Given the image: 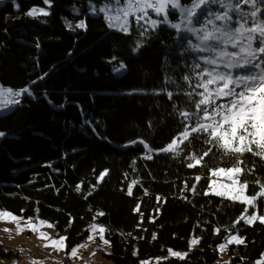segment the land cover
<instances>
[{
	"label": "trees",
	"instance_id": "16d2710c",
	"mask_svg": "<svg viewBox=\"0 0 264 264\" xmlns=\"http://www.w3.org/2000/svg\"><path fill=\"white\" fill-rule=\"evenodd\" d=\"M89 2L4 0L0 5V83L32 92L0 115V132L5 133L0 140V209L49 220L56 234H66V256L85 240L90 224L98 223L106 229L110 250L103 255L112 264L164 255L156 264H209L231 234L244 243L228 244L229 264H256L264 251V223H235L246 203L208 193L207 186L211 169L241 167L248 193L260 192L256 181L264 183V159L252 153L224 156L213 148L201 164L189 168L193 153L199 157L211 147L205 143L207 134H192L179 155H150L144 146L161 149L184 131L185 123L195 126V120L183 121L179 112L196 111L185 94L191 88L184 77L191 76L195 85L197 54L189 50V40L198 41L165 22L153 29L146 19L130 21L127 32L110 29L102 14L89 13ZM40 7L49 15H27ZM240 7L253 11L250 5ZM220 11L219 4H208L199 23L209 12ZM150 17L164 20L161 14ZM80 21L85 28L75 27ZM121 63L125 69L118 74L113 68ZM254 211L264 216V197L249 207V213ZM196 238L199 242L190 247ZM168 249L186 255L167 256ZM13 253L0 243V257Z\"/></svg>",
	"mask_w": 264,
	"mask_h": 264
},
{
	"label": "snow or ice",
	"instance_id": "6c2138e0",
	"mask_svg": "<svg viewBox=\"0 0 264 264\" xmlns=\"http://www.w3.org/2000/svg\"><path fill=\"white\" fill-rule=\"evenodd\" d=\"M44 2L50 4V0H44ZM113 3L117 7L112 8L109 6ZM210 3L219 4L221 11L209 12L200 28L190 27L189 25H193L194 22L199 23V17L204 14L205 7ZM241 4L250 5L253 11L245 13L240 7ZM258 4L261 7H258ZM109 5L98 10L93 8V12L103 13L110 28L118 27L123 32L129 30V17H134L137 22L147 18L146 22H150L154 29L158 23L167 22L169 10L180 8L182 17L187 23L183 26L182 24L171 26L177 29L178 33L182 31L191 33L198 41L192 43L189 40V50L197 54L192 66L197 77L195 85L193 86L191 83V76L186 75L184 77L191 88V91L185 94L189 97L190 102L195 105L196 111L179 112L183 121L191 122L195 120V126L190 127V123H185L184 131L178 137H174L171 143L160 149V151L179 155L183 151L180 145L186 141L191 143L190 136L192 134H207L205 143L211 145V147L204 151L202 156L197 157L193 153L192 158L195 163H189L187 165L189 168L201 164L204 157L212 153L213 148L222 151L224 156L252 153L254 156L264 159V0H192L190 6L180 5L179 0H109ZM149 9L157 15L163 13L164 20H151ZM113 12L115 15L112 14ZM37 14L49 15L44 8H33L27 13L29 16ZM258 16L260 17L259 23ZM113 21L117 23H113ZM217 21L220 23L218 24ZM249 23L252 24L251 28L246 27ZM209 25L211 28L208 27ZM67 26L72 27L71 24ZM75 27L85 28L86 25L84 21H80ZM228 45H231L232 51H229ZM254 45H258V47H254ZM139 47L140 44L138 43L133 51H136ZM202 53H206V55H201ZM113 60H115V57H113ZM124 69L125 65L121 63L119 67H114L113 71L119 74ZM39 79H43V77ZM32 83H35V81ZM198 89H202V91H198ZM22 94L31 96L32 92L29 87L13 90L0 85V113L11 111L19 105ZM168 95L171 98L173 93L170 92ZM196 96H199L200 99H194ZM222 98H225L224 102L218 103ZM201 113H203L202 116ZM3 135L5 134L0 132V136ZM139 142L144 143L143 141ZM133 143H136V141H133ZM144 146L149 153L152 152L147 144ZM145 158L150 159L151 156L147 155ZM238 163L242 164L243 161ZM106 171L100 174L98 182L106 174ZM210 171L213 175L223 173L239 175L244 172V169L234 167L217 168ZM200 179L199 176L196 177L197 181ZM135 183L137 181H133V184ZM236 183L238 182L233 181V185ZM256 183L260 184L261 191L257 192L255 196L244 194L243 190L248 187L247 181L241 184L239 189H234L233 185H223L222 187L226 188L227 191L222 192L213 189V192L217 196H227L230 200L254 206L258 197H264V183L259 180ZM195 187V185L192 186L193 190ZM131 189L132 184H129V195L132 194ZM77 191H79V185H77ZM207 194L206 192L205 195ZM138 209L139 205L137 206ZM247 211L248 209L245 208V212ZM99 215H103V213H99ZM5 217L17 221V231L21 230L19 221L23 219L22 217H17L7 211H0V218ZM93 219L95 220V217ZM241 219L249 224L257 219L264 223V216H257L255 213L250 217H245L242 213L235 223H238ZM39 223L41 225L48 224L44 220H40ZM71 223L70 219L69 224ZM26 226L33 231L38 230L37 225L32 223L31 217L26 221ZM48 226L53 227L51 224H48ZM97 230L103 243L108 244L109 241L104 238L106 229L95 223L90 226L91 232ZM5 231H8V229H5ZM40 236L45 237L46 234L40 233ZM66 239L67 237L60 236L58 240H52L51 244L57 250H60L65 247L64 241ZM88 239L93 240L94 236L90 234ZM198 242L199 238L191 240L189 242L190 247ZM233 242L242 244L244 239L233 235L229 237L227 243ZM226 246V244H221L218 247L223 250ZM78 247H85V245L73 247L69 255L75 257ZM169 252L171 255L181 258L186 255V253L173 252L171 249H169ZM142 264H147V262H142ZM257 264H264V258L258 261Z\"/></svg>",
	"mask_w": 264,
	"mask_h": 264
},
{
	"label": "rangeland",
	"instance_id": "374dc122",
	"mask_svg": "<svg viewBox=\"0 0 264 264\" xmlns=\"http://www.w3.org/2000/svg\"><path fill=\"white\" fill-rule=\"evenodd\" d=\"M3 2H4V0H0V5ZM89 3H90L89 13L94 14V15L102 14L104 19H105V16L103 13H99L98 11L94 13L93 8L98 10L101 7L109 5V0H90ZM179 4L183 5V6H190L191 5V4H182L180 1H179ZM109 6L112 8L117 7V5H115L114 3L109 5ZM40 8H44L47 11L46 7H40ZM171 11L177 12L179 15V18L173 19L168 12L167 22H165V24H167L169 27L174 29L177 34L183 33L185 35L192 36L195 38V36H193L191 33H188V32L182 31V32L178 33L177 29H175L171 26L174 24H182V26H183V24L187 23V21L184 20L182 17L180 8H176L175 10H171ZM148 12H149V16L151 13L156 14L151 9H149ZM112 14L115 15L114 12ZM161 15H163V19H164V14L161 13ZM128 19H129V23H130V20L132 19V17H129ZM141 21L142 20H140V22ZM113 23H117V22L113 21ZM129 23H128V25H129ZM203 23L204 22H202V23H195L194 22L193 25H189V26L190 27L194 26L196 28H200L201 24H203ZM258 23H259V18H258ZM107 25H108V23H107ZM208 27L210 28V26H208ZM110 29L120 31L118 27H112ZM228 46H231V45H228ZM0 85H2V84L0 83ZM2 86L5 88H9V87L4 86V85H2ZM13 109L11 111H13ZM11 111L2 112V113H0V115L7 114ZM2 133H4V132H2ZM4 136L5 135L0 136V140ZM169 143H171V142H169ZM163 148H161V149H163ZM146 151L148 152L147 149H146ZM153 153H166V152H162V151H160V149H155V150L152 149L151 153L148 152V154H150V155H152ZM217 168H224V167H216L213 169H217ZM229 168H234V167H229ZM225 169H227V168H225ZM240 176H241V174L237 175L235 173H233L231 175H229L227 173L213 175V173L210 171L209 181H208V186H207V192L214 194L213 189H215L216 191H222V192L227 191V189L222 187V186L223 185H233V181L238 182L235 185H233V188L239 189L240 185L242 184ZM243 191H244V194H246L248 196H255L257 193L256 192V193L250 195L248 193L247 189H244ZM225 197H227V196H225ZM249 207H251V205L246 204V208L248 209V211L247 212L244 211L245 217H250L253 213H255L257 216H262V215H259L256 211L249 213ZM0 211H3V209H0ZM5 219H6V217L0 219V243H2L3 247L6 250H11L14 253L10 257H0V264H33V262H35V264H48L50 258L53 259L54 257H63L66 255V251H67L66 240L64 241L65 247L61 248L60 250H57L56 247H54L51 244L52 240H54V239L58 240L60 236L66 237V234L63 232L60 234H56L54 231V228L48 226V224H51V222L49 220L43 219V218H32V223L36 224L37 229H38L37 231H33L26 226V223H23V222H26L28 220V218H23L19 221V224L21 225V230L18 232L20 237H12V236H9V234L7 233V231H5V229L15 228V230L17 231V222H16V224L14 222L13 223H7ZM40 220L47 221L48 224L41 225L39 223ZM255 221H259V220L257 219V220H254L250 224L249 223H246V224L251 225ZM239 222H244V220L241 219V220H239ZM92 224H94V223H92ZM92 224H90V226ZM95 224H98V223H95ZM98 225H101V224H98ZM101 226H103V225H101ZM28 230H30V232H31V234H30L31 239L25 238ZM40 233H45L46 236L41 237ZM90 234L94 236L93 240L88 239ZM233 235L238 236L237 234H231L230 236H233ZM229 237L227 238V240H225L222 243V244H226L227 246L223 250H221L219 248V251H220L219 257L215 261H213L209 264H229V257L227 255L228 244H230V243H227ZM104 238L107 239V237L105 236V233H104ZM79 245H85V247H78L77 255L75 257L71 256L75 260L76 264H112L111 261L103 255L104 252L105 253L109 252L110 243H108V244L103 243V241L99 237L98 230L96 232H91L90 227H89V234L85 238V240L80 242V243H77L73 247H77ZM195 245H192V247ZM72 248H70V253H71ZM171 250L173 252H177V253H186L185 251H181V250H175V249H171ZM167 256H174V255L170 254L169 249H168ZM162 257L164 258V257H166V255L160 256V257L157 256V257L142 259L137 264H142V262H147V264H156V262L159 260V258L161 259ZM177 257H179V256H177ZM262 258H264V251L262 252L260 257H258L256 259L255 263L257 264V262L261 261ZM88 259H93L94 261H89ZM64 263L67 264L66 262H62L59 264H64ZM68 264H70V263L68 262Z\"/></svg>",
	"mask_w": 264,
	"mask_h": 264
},
{
	"label": "bare ground",
	"instance_id": "6f19581e",
	"mask_svg": "<svg viewBox=\"0 0 264 264\" xmlns=\"http://www.w3.org/2000/svg\"><path fill=\"white\" fill-rule=\"evenodd\" d=\"M7 233L9 234V236H12V237H20L19 233L15 229H8ZM25 238L31 239L29 234H27L25 236ZM64 261L69 262L70 264L76 263L75 260L71 256H64V257H54L53 259L50 258L48 264L49 263L50 264H59V263H62Z\"/></svg>",
	"mask_w": 264,
	"mask_h": 264
},
{
	"label": "crops",
	"instance_id": "0c3cea01",
	"mask_svg": "<svg viewBox=\"0 0 264 264\" xmlns=\"http://www.w3.org/2000/svg\"><path fill=\"white\" fill-rule=\"evenodd\" d=\"M3 211H7V210H4V209H3ZM7 212H8V211H7ZM10 213H11V212H10ZM12 214H13V213H12ZM13 215H14V214H13ZM0 219H2V218H0ZM5 220H6L7 223H13V222H14V223L16 224V222H17V221H13L11 218H8V217H6ZM3 221H4V220H3ZM23 223H26V222H23ZM12 229H15V228H12ZM17 232H18V231H17ZM26 234H29V235H30V234H31L30 230H28ZM65 256H66V255H65ZM63 257H64V256H63ZM88 260H89V261H94L93 259H88ZM64 262H66V261H64ZM66 263L68 264V262H66ZM64 264H65V263H64ZM74 264H76V263H74Z\"/></svg>",
	"mask_w": 264,
	"mask_h": 264
},
{
	"label": "built area",
	"instance_id": "2783aa9c",
	"mask_svg": "<svg viewBox=\"0 0 264 264\" xmlns=\"http://www.w3.org/2000/svg\"><path fill=\"white\" fill-rule=\"evenodd\" d=\"M135 22H137V20L135 19ZM14 90H20V89H14Z\"/></svg>",
	"mask_w": 264,
	"mask_h": 264
}]
</instances>
